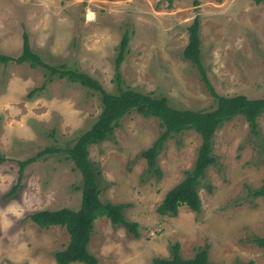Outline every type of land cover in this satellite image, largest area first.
<instances>
[{
    "label": "rangeland",
    "instance_id": "1",
    "mask_svg": "<svg viewBox=\"0 0 264 264\" xmlns=\"http://www.w3.org/2000/svg\"><path fill=\"white\" fill-rule=\"evenodd\" d=\"M195 1L197 3L195 4ZM258 0H0V53L19 57L23 34L45 65L77 69L109 93L133 89L166 98L170 107L214 109L197 69L182 56L187 28L199 18L201 62L215 92L264 99V1ZM127 52L115 79L118 46ZM101 111L100 95L28 63L0 64V264H56L54 253L69 241L59 226L42 229L29 215L40 210H77L81 176L65 153ZM253 134L243 116L215 130L216 159L200 180V211L186 206L175 217L156 208L194 166L200 136L187 130L168 139L149 171L141 152L161 130L157 119L130 113L112 136L88 147L103 203L123 204L137 223L138 238L105 217L93 222L88 243L97 264H153L178 245L184 259L206 249L212 264H264V112ZM47 148L24 168L15 194L18 162ZM8 195V196H7ZM79 264V263H75Z\"/></svg>",
    "mask_w": 264,
    "mask_h": 264
},
{
    "label": "trees",
    "instance_id": "2",
    "mask_svg": "<svg viewBox=\"0 0 264 264\" xmlns=\"http://www.w3.org/2000/svg\"><path fill=\"white\" fill-rule=\"evenodd\" d=\"M169 1V0H165ZM258 0L257 2H263ZM197 1H195V4ZM200 22L195 17L187 28L188 43L182 56L192 63L199 73L200 80L212 97L214 109L211 111H193L175 109L169 106L166 98L137 92L133 89H121L112 94L105 91L102 86L87 74L77 69L61 66L52 68L42 62L30 49L29 40L23 34L22 51L19 57H9L0 53V64L6 65L14 62L18 65L28 63L31 68L45 67L51 75H57L60 79H66L70 83H77L83 87L96 91L100 95L101 111L96 121L89 130L85 131L70 149H66L74 168L81 176V200L77 210L61 208L58 210H40L29 215V219L39 228L47 229L51 226H59L66 230L69 241L63 250L54 253L56 264H97V259L89 252L88 243L93 228V222L99 217L107 218L113 226L121 225L135 238L139 237L137 223L125 219L123 210L126 205L103 203L99 198V188L96 182V174L88 161V147L103 142L113 135L119 126L122 117L130 113H137L142 117L157 119L161 130L154 143L141 152L149 171L160 175L155 167V160L163 144L176 134L187 130H193L201 139L197 157L191 170L185 172L182 181L174 185L166 192L163 200L156 208L160 216L175 217L178 208L186 206L192 212L200 211V198L198 186L204 177L206 169L214 165L216 159L213 151V137L217 127L226 120H231L236 115H241L246 120L253 134H256V119L264 112V99L250 100L245 96L224 97L218 95L207 79L201 62V49L199 37ZM128 36L125 34L118 46L114 62L115 79L121 83L119 69L127 52ZM60 150L47 148L36 156L25 161H19L17 184L8 195L16 193L19 187L25 167L46 154L58 153ZM5 158L0 155V165ZM252 198H264V186L249 190ZM7 195V196H8ZM253 243L260 249H264V238H255ZM171 256L154 258L153 264H212L207 258L206 249L198 250L193 258L184 259L179 254L178 245L171 246Z\"/></svg>",
    "mask_w": 264,
    "mask_h": 264
}]
</instances>
